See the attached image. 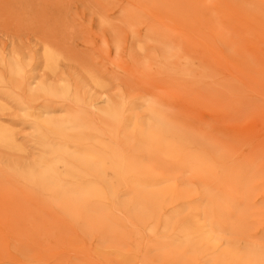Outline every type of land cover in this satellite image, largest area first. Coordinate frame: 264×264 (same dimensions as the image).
Instances as JSON below:
<instances>
[{"label": "bare ground", "instance_id": "obj_1", "mask_svg": "<svg viewBox=\"0 0 264 264\" xmlns=\"http://www.w3.org/2000/svg\"><path fill=\"white\" fill-rule=\"evenodd\" d=\"M179 3L182 18L189 14L202 25L205 0ZM213 7L221 23L218 28L205 19L209 31L226 48L232 47L231 32L237 39L250 32L255 40L247 48L260 57L264 19L255 8L264 10V0H216ZM135 21L127 14L122 34L112 40L117 26L100 18L96 36L126 70L139 62L170 65L175 79L182 63L159 39V53L148 54ZM46 33L31 47L0 50V177L31 198L48 196L60 219L81 231L137 246L140 228L155 252L151 264H264L262 246L248 242L264 226L253 169L245 162L231 166L226 154L184 134L158 99L114 85L103 66L88 65L70 48L65 32L61 38L54 30ZM237 65L250 67L246 60ZM186 173L188 185L180 181ZM5 202L0 200L1 211ZM109 206L120 208L134 227L120 231ZM108 249L118 264L137 258L131 246Z\"/></svg>", "mask_w": 264, "mask_h": 264}, {"label": "rangeland", "instance_id": "obj_2", "mask_svg": "<svg viewBox=\"0 0 264 264\" xmlns=\"http://www.w3.org/2000/svg\"><path fill=\"white\" fill-rule=\"evenodd\" d=\"M205 1L202 8L207 12L201 25L189 14L179 15V0H0V50L31 47L47 38L50 30L61 33L60 38L65 32L70 48L80 51L88 65L103 66L114 85L133 95L158 99L161 110L184 134L197 139L203 148L226 154L231 166L245 162L247 169H253L259 182L254 188L256 207L264 212V46L257 57L247 48L255 40L250 32L238 34V39L231 32L232 47L226 48L205 20L211 19L220 28L213 7L216 0ZM247 6L254 3L249 1ZM255 11L264 19L263 9L256 7ZM130 13L136 16L138 39H147L148 54L159 53L155 51L159 39L182 63L175 79L170 65L159 69L139 62L126 70L121 58L101 45L97 21L103 18L117 26V36ZM243 60L250 66L247 70L237 65ZM189 177L186 173L180 181L188 185ZM30 195L0 177V200L6 201L5 210H0V264H15L16 257L27 264H118L116 255L109 252L111 245L118 249L131 246L137 255L131 264L156 260L140 228H136L137 246L119 237L114 243L60 219L48 196L38 194L33 199ZM109 210L120 231L134 227L120 208L109 206ZM257 228L248 242L264 251V226Z\"/></svg>", "mask_w": 264, "mask_h": 264}]
</instances>
